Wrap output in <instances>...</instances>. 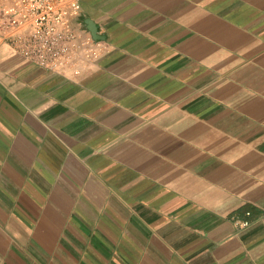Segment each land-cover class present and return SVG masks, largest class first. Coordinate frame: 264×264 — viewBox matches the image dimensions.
I'll return each instance as SVG.
<instances>
[{
    "label": "crops",
    "instance_id": "crops-1",
    "mask_svg": "<svg viewBox=\"0 0 264 264\" xmlns=\"http://www.w3.org/2000/svg\"><path fill=\"white\" fill-rule=\"evenodd\" d=\"M80 5L79 69L0 40V264H264V0Z\"/></svg>",
    "mask_w": 264,
    "mask_h": 264
},
{
    "label": "built area",
    "instance_id": "built-area-1",
    "mask_svg": "<svg viewBox=\"0 0 264 264\" xmlns=\"http://www.w3.org/2000/svg\"><path fill=\"white\" fill-rule=\"evenodd\" d=\"M80 26V0H0V40L44 70H76L97 55L102 41Z\"/></svg>",
    "mask_w": 264,
    "mask_h": 264
},
{
    "label": "water",
    "instance_id": "water-1",
    "mask_svg": "<svg viewBox=\"0 0 264 264\" xmlns=\"http://www.w3.org/2000/svg\"><path fill=\"white\" fill-rule=\"evenodd\" d=\"M87 28L91 31L94 38H97V39L101 38V36L96 33V27L93 23L88 22Z\"/></svg>",
    "mask_w": 264,
    "mask_h": 264
}]
</instances>
